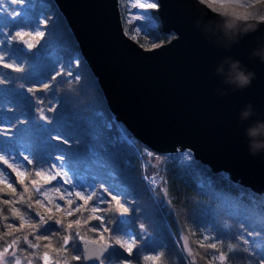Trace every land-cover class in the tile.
<instances>
[{
    "label": "trees",
    "instance_id": "1",
    "mask_svg": "<svg viewBox=\"0 0 264 264\" xmlns=\"http://www.w3.org/2000/svg\"><path fill=\"white\" fill-rule=\"evenodd\" d=\"M154 15L136 39L144 47L173 37ZM29 140L25 181L0 182V252L14 249L11 263L86 264L88 237L112 244L94 264H264V195L185 151L152 153L148 171L163 178L154 197L53 0H0V150L19 155ZM56 164L75 190L61 209L26 186Z\"/></svg>",
    "mask_w": 264,
    "mask_h": 264
},
{
    "label": "water",
    "instance_id": "2",
    "mask_svg": "<svg viewBox=\"0 0 264 264\" xmlns=\"http://www.w3.org/2000/svg\"><path fill=\"white\" fill-rule=\"evenodd\" d=\"M156 1L173 37L144 47L126 33L119 0H53L114 121L154 153L187 151L264 195V19L206 0ZM79 246L86 264L112 248L88 237Z\"/></svg>",
    "mask_w": 264,
    "mask_h": 264
},
{
    "label": "rangeland",
    "instance_id": "3",
    "mask_svg": "<svg viewBox=\"0 0 264 264\" xmlns=\"http://www.w3.org/2000/svg\"><path fill=\"white\" fill-rule=\"evenodd\" d=\"M218 4L220 9L217 10L222 13H230L241 18H255L264 19L262 10L264 9V0H206ZM158 3L156 0H120V9L122 13L123 25L126 33L133 39H137L141 29L145 25H157V18L154 15V10H157ZM34 141V140H33ZM32 141L22 142L19 149V155L12 151L9 154L6 150H0V182L10 184L11 182L23 183L27 176V162L32 161L30 148H32ZM140 145V144H138ZM141 146V145H140ZM139 146V147H140ZM152 153L146 154V168L149 167V160ZM162 160V156H155L154 162L158 164ZM60 181L55 185L49 184L46 186V179L55 178ZM42 180H32L30 185H26L27 190L33 189L36 183H41V188L36 191L41 200L45 203L54 205L57 209H61L67 203L73 201V193L75 190L70 184L66 168L63 165L56 164L53 171L42 175ZM25 186V187H26ZM35 191V190H34ZM163 196V195H162ZM132 246L135 247V235H132ZM182 250L186 254L189 253L188 239L186 236L181 238ZM14 254V249L6 252H0V264H16L11 263V257ZM45 264H50L48 261ZM61 264V263H60Z\"/></svg>",
    "mask_w": 264,
    "mask_h": 264
},
{
    "label": "built area",
    "instance_id": "4",
    "mask_svg": "<svg viewBox=\"0 0 264 264\" xmlns=\"http://www.w3.org/2000/svg\"><path fill=\"white\" fill-rule=\"evenodd\" d=\"M122 135L125 139H127L131 144H134L133 141L125 134V132L121 129ZM140 152L141 162H142V168H143V180L147 186V188L153 192L154 189L159 187L162 183V177L156 173H147L145 171L146 169V162L144 159V156L149 153L148 150L143 149Z\"/></svg>",
    "mask_w": 264,
    "mask_h": 264
},
{
    "label": "bare ground",
    "instance_id": "5",
    "mask_svg": "<svg viewBox=\"0 0 264 264\" xmlns=\"http://www.w3.org/2000/svg\"><path fill=\"white\" fill-rule=\"evenodd\" d=\"M208 4L215 10H219L220 6L218 4L212 3V2H208Z\"/></svg>",
    "mask_w": 264,
    "mask_h": 264
}]
</instances>
